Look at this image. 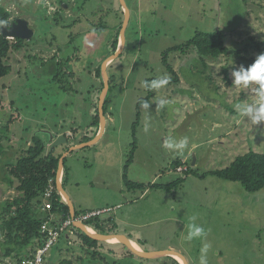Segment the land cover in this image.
Returning a JSON list of instances; mask_svg holds the SVG:
<instances>
[{"label":"rangeland","instance_id":"1","mask_svg":"<svg viewBox=\"0 0 264 264\" xmlns=\"http://www.w3.org/2000/svg\"><path fill=\"white\" fill-rule=\"evenodd\" d=\"M4 3L10 22L26 20L34 35L21 50L11 53L12 71L0 81L4 84L0 128L9 124L2 140L0 213L4 202L17 195L3 167L31 144L32 136H44V130L65 132L72 147L88 130L101 94L95 69L112 56L111 40L124 21L119 0H0ZM125 3L130 12L125 45L106 69L110 80L106 117L112 121L95 145L74 150L65 160L64 190L75 211L114 208L99 220L109 219L110 234L132 237L145 252L175 251L165 250L172 245L188 264H199L201 247L208 243V264H264V189L249 193L240 183L211 174L249 151L264 153V123L253 125L234 109L235 104L252 103L256 97L232 85L231 75L233 67H245L234 53L250 44V38L261 45L260 51L252 47L242 56L256 59L264 54V0ZM217 30L226 34L229 55L208 59L203 69L193 50L169 54L166 61L178 83L151 90L150 108L138 107L149 94L146 81L171 78L162 63L164 51L186 44L196 32ZM161 98L169 101L163 108L157 105ZM166 137L177 142L186 139L188 145L182 151H170L163 147ZM44 139L49 144L48 137ZM134 143L126 177L145 189H127L123 179ZM180 168L184 171L179 172ZM191 223L202 226L206 237L187 241ZM70 238L68 246L73 250L66 252L63 247L65 258L76 262L80 254L86 264L78 236ZM59 246L62 243L49 251L45 264L59 263L55 252ZM98 251L97 258L103 260L96 264H174L169 257L131 256L120 244ZM4 261L18 264V257L14 254Z\"/></svg>","mask_w":264,"mask_h":264},{"label":"trees","instance_id":"2","mask_svg":"<svg viewBox=\"0 0 264 264\" xmlns=\"http://www.w3.org/2000/svg\"><path fill=\"white\" fill-rule=\"evenodd\" d=\"M246 1V0H245ZM13 4H17V1H11ZM58 3H60L58 1ZM121 16L123 18V12L121 10ZM78 21L77 19L74 20ZM14 22V21H13ZM73 22V23H74ZM10 12L8 10V4H0V27L3 24L10 25ZM121 23L117 27L118 32L111 40L110 55H113L119 45V33L121 29ZM102 26L97 27L96 30H100ZM250 44H245V47L237 50L234 55L236 58L245 61V68L251 65L255 59H247L242 56V53H247L253 47L257 51H260L261 45L256 43L253 38H250ZM24 40L21 39H5L0 34V81L9 75L12 71V67L9 64V57L11 53L21 50L24 47ZM193 50L198 56V63L205 69L207 67L208 59L216 60L221 56L229 55L230 51L226 46V34L217 30L213 34H207L203 32H196L195 36L182 46H176L169 48L163 52L162 63L166 67L167 71L171 74L169 78V84L172 85L178 83V76L175 73L173 67L167 63V57L169 54L180 53L185 54V51ZM70 61V60H68ZM72 76V74H70ZM56 78V77H54ZM94 78L100 82V88L98 89V95L103 89V80L101 76V65H98L95 69ZM225 78L228 79V72L225 71ZM152 81V80H149ZM110 82V80H109ZM4 87V84H0V90ZM149 90V89H148ZM151 90L145 99L140 100L138 107L142 102L149 101L152 98ZM99 100V97L96 98ZM110 105L108 95H106L104 101V115L106 117L107 108ZM139 115V114H138ZM137 115V117H138ZM9 124L0 128V163L1 157L5 155L4 146L2 144L3 134L9 132ZM136 127V124L134 125ZM99 130V114L98 105L94 107V115L92 123L88 130L82 132L78 143H84L92 140ZM65 134V132H63ZM46 136L45 134H43ZM44 136L37 133L31 137V144L20 153V155L13 161L6 163L3 170L6 172V180L9 182L10 187L15 190L17 195L4 202L1 207L0 230L3 235V240L0 242V264H4V258L16 255L18 257V264L24 259L32 257L34 249L37 245L35 240L40 237L39 231L42 222L44 221V215L39 212L38 206L42 203L43 194L49 187V181H52V185L56 188V176L58 171V164L61 155L66 152L70 145H62L55 147L52 151L48 150L50 144H47ZM66 136V135H65ZM67 139H69L67 137ZM136 143L133 144L131 152L128 154L125 162L123 179L127 189H145L143 184L132 183L127 180L126 172L127 168L132 162L133 153L135 151ZM63 148V152L59 153L57 150ZM64 159V173L62 177V185L65 188L68 182V171L65 167ZM176 167H180L179 164ZM212 175L226 181L238 182L243 189L249 193H254L264 189V153H258L249 151L244 155L237 156L228 167L211 172ZM157 185L149 184L148 187H156ZM166 189V187H160ZM168 189V187H167ZM52 210L51 213L56 214L61 220L69 216V208L63 201L57 190L54 191L51 199ZM78 214L77 212L75 213ZM110 220L101 221L99 218L91 220L86 223L88 228H91L98 234H110L107 231V226ZM78 236L80 240L81 250L85 252L86 264H96L103 260V258H97L99 249L106 246H110L108 243H100L92 240L86 236L83 232L75 227L72 228V237ZM72 242L71 238L64 236L60 239L59 243H62V247H56L55 252L58 255V264H84V257L80 254L77 256L76 262L72 259L65 258L62 248H66V252H70L72 247H69V243ZM138 244V243H137ZM140 245V244H138ZM141 246V245H140ZM31 249V251L29 250ZM19 251V252H18ZM20 253V254H17ZM131 256H134L129 252ZM61 254L63 256L61 257ZM136 257V256H134ZM62 258V259H61ZM174 264H180L174 258Z\"/></svg>","mask_w":264,"mask_h":264},{"label":"water","instance_id":"3","mask_svg":"<svg viewBox=\"0 0 264 264\" xmlns=\"http://www.w3.org/2000/svg\"><path fill=\"white\" fill-rule=\"evenodd\" d=\"M119 1H120V6L123 10L124 21L122 23L120 33H119L118 48L112 56H110L109 58L104 60L102 67H101L103 89L101 91L99 101H98L99 130H98L96 136L92 140H90L88 142H84V143H79L75 146L69 147V149L66 152H64L59 159L58 171H57V176H56V190H57L58 194L61 196V198L63 199V201L68 206L69 215L72 218H74L76 211H75L73 204L70 201V199H69V197H68L67 193L65 192L63 185H62V177H63V173H64V159L66 158V156L70 152H72L74 150H78V149H82L85 147H90V146L95 145L98 142V140L100 139V137L102 136L104 128L106 126V117L104 115V110H103L104 101H105V98H106V95L108 92V88H109V79L107 76L106 69H107L108 65L112 61H114L123 51V48L125 45V31H126V28L128 26L129 19H130V12L126 6L125 0H119ZM0 34L5 39H10V40L21 39L24 41H29L32 39L34 32L29 27V24L26 20L18 18L14 22H12L10 25L3 24L0 27ZM42 134H45L48 137V143L50 144V151H52V149H54L55 147L68 144V139H67V136H65V135L57 136V135H54L51 132L45 131V130L42 131ZM74 227L76 229H79L81 232H83L86 236H88L92 240H95V241L100 242V243H109L108 241L110 239L117 238V240H118L117 244L123 245L134 256H136L140 259H156V258H160V257H171V258L175 259V257H178L182 260V263L179 262L180 264H188V262L185 260V258L181 254H179L178 252H175V251H162V252H151V253H149V252H145L141 249L135 250L132 247L130 240L124 235L98 234V233L93 232V231L91 233V232H88V230H91V229H89L86 225H84L82 223H78V222L74 223Z\"/></svg>","mask_w":264,"mask_h":264},{"label":"clouds","instance_id":"4","mask_svg":"<svg viewBox=\"0 0 264 264\" xmlns=\"http://www.w3.org/2000/svg\"><path fill=\"white\" fill-rule=\"evenodd\" d=\"M232 85L237 88L246 90L249 94L256 97L252 103H237L234 105L235 111L239 116L247 117L253 125H259L264 123V54H260L256 57L254 62L245 68L240 65L238 69L232 68ZM169 84L168 77H162L153 79L150 82H145L144 86L149 90L161 89ZM169 101L161 98L158 100L157 105L163 108ZM142 108H150V104L147 101L142 102ZM264 132V129L261 130ZM188 145L186 139L177 142L173 138L166 137L163 142V147L170 151H182ZM206 237L205 229L195 223L188 225V232L185 239L191 242L194 239ZM210 244L204 243L201 247V255L199 257V264H208V252Z\"/></svg>","mask_w":264,"mask_h":264},{"label":"built area","instance_id":"5","mask_svg":"<svg viewBox=\"0 0 264 264\" xmlns=\"http://www.w3.org/2000/svg\"><path fill=\"white\" fill-rule=\"evenodd\" d=\"M179 172L184 171L182 168L178 169ZM56 188L49 181V187L43 194L42 203L38 206L40 213L44 215V221L40 226V237L35 240L37 243L32 257L24 259L19 264H45L48 259V253L56 245L59 244L60 239L64 236L71 237L72 228L74 223H82L86 225L87 222L101 217L103 214H110L114 208L107 207L100 210H92L75 214L74 218L70 215L61 220L56 214L51 213L52 195ZM91 229V228H90Z\"/></svg>","mask_w":264,"mask_h":264},{"label":"crops","instance_id":"6","mask_svg":"<svg viewBox=\"0 0 264 264\" xmlns=\"http://www.w3.org/2000/svg\"><path fill=\"white\" fill-rule=\"evenodd\" d=\"M112 118L110 117V116H108V117H106V124H107V122L108 121H112L111 120ZM66 132H68L67 134H70V136L73 138V139H75V133L73 132V131H70V130H68V131H66ZM71 132H73V134L71 133ZM54 135H57V136H60V135H65L64 133H62V132H60V133H56V134H54ZM68 136V135H67ZM79 141V140H78ZM79 144V143H78ZM90 229V228H89ZM91 231H93L92 229H91ZM94 232V231H93ZM113 234H119V233H113ZM123 235V234H122ZM126 236V235H125ZM127 238H129V240H130V242L131 243H137V240H135V239H133L132 237H127ZM138 244H140V243H138ZM114 245H116V244H110V246H114ZM118 245V244H117ZM137 245V244H136ZM139 247V249H141L142 250V248H141V246L139 245L138 246ZM165 250H175L176 251V248L174 247V246H172V245H170V246H168L167 247V249H165ZM178 252H180V251H178Z\"/></svg>","mask_w":264,"mask_h":264},{"label":"bare ground","instance_id":"7","mask_svg":"<svg viewBox=\"0 0 264 264\" xmlns=\"http://www.w3.org/2000/svg\"><path fill=\"white\" fill-rule=\"evenodd\" d=\"M88 232H91V233H92L91 230H88ZM108 242H109V244H116V245H117L118 240H117V238H112V239H110ZM131 245H132V247H133L135 250H139L138 245H136L135 243H131ZM175 259L178 260V261H180V262L182 263V260H181L180 258L175 257Z\"/></svg>","mask_w":264,"mask_h":264}]
</instances>
